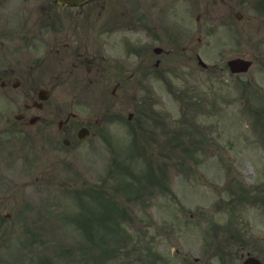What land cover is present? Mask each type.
Here are the masks:
<instances>
[{
  "label": "rangeland",
  "instance_id": "374dc122",
  "mask_svg": "<svg viewBox=\"0 0 264 264\" xmlns=\"http://www.w3.org/2000/svg\"><path fill=\"white\" fill-rule=\"evenodd\" d=\"M7 15L0 25H9ZM209 63V73L194 66L189 80L172 81L180 90L198 87L191 99L198 111L170 94V82L148 80L135 92L142 97L149 89L147 105L167 118L166 128L160 119L159 127L152 122L157 131L142 123V98L132 95L112 106L124 120L106 122L81 145L55 144L47 127L43 142L0 135V264H242L243 253L264 259V137L256 125L264 120V69L241 78ZM241 84L262 98L247 102ZM57 94L49 116L74 104V113L96 120L113 104L106 92L99 102L89 95L86 105L73 90ZM130 112L144 135L130 134ZM185 118L201 132L187 133ZM163 164L170 183L160 190ZM148 169L149 180L145 172L129 184Z\"/></svg>",
  "mask_w": 264,
  "mask_h": 264
},
{
  "label": "flooded vegetation",
  "instance_id": "af4514ba",
  "mask_svg": "<svg viewBox=\"0 0 264 264\" xmlns=\"http://www.w3.org/2000/svg\"><path fill=\"white\" fill-rule=\"evenodd\" d=\"M6 13L0 135L19 131L43 142L48 125L49 136L65 145L75 144L84 127L90 136V121L72 113L58 121L57 131L48 120L50 99L69 88L97 102L104 92L120 102L142 78L161 79L179 66L190 74L200 59L215 61L221 71L216 66L236 58L264 68V0H0V15Z\"/></svg>",
  "mask_w": 264,
  "mask_h": 264
},
{
  "label": "water",
  "instance_id": "95a60500",
  "mask_svg": "<svg viewBox=\"0 0 264 264\" xmlns=\"http://www.w3.org/2000/svg\"><path fill=\"white\" fill-rule=\"evenodd\" d=\"M232 66L234 67H238L236 71H246L249 68V64L246 62H242V61H238L232 63ZM245 264H260V262L258 260H256L255 258H250L248 259Z\"/></svg>",
  "mask_w": 264,
  "mask_h": 264
}]
</instances>
